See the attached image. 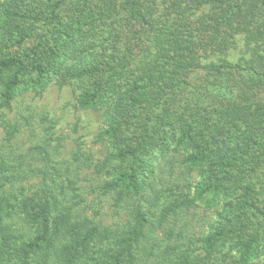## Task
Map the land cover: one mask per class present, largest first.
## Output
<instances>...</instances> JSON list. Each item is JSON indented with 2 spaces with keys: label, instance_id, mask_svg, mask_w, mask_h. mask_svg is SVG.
Instances as JSON below:
<instances>
[{
  "label": "trees",
  "instance_id": "obj_1",
  "mask_svg": "<svg viewBox=\"0 0 264 264\" xmlns=\"http://www.w3.org/2000/svg\"><path fill=\"white\" fill-rule=\"evenodd\" d=\"M165 2L169 9L162 0L0 1L2 106L58 76L73 82L81 108L106 101L111 151L103 194L121 192L114 205L126 202L128 210L112 228L67 189L51 187L47 172L43 189L30 193L0 182V264H32L38 255L41 264H264V104L240 102L237 91L239 81L264 88V0ZM242 34L250 56L229 60ZM141 37L148 45L139 55ZM201 49L217 57L203 87L188 78ZM16 132L9 129L10 140ZM177 151L198 172L195 197L173 198L149 183ZM43 152L55 166L57 151ZM17 158L0 153V171ZM147 186L157 195L159 222L122 198ZM197 201L214 216L194 247L187 228L167 223ZM5 216L22 217L34 228L30 238L10 242ZM219 251L224 257H214Z\"/></svg>",
  "mask_w": 264,
  "mask_h": 264
},
{
  "label": "rangeland",
  "instance_id": "obj_2",
  "mask_svg": "<svg viewBox=\"0 0 264 264\" xmlns=\"http://www.w3.org/2000/svg\"><path fill=\"white\" fill-rule=\"evenodd\" d=\"M162 2L166 9H169L165 0ZM163 13L166 14L167 11L164 9ZM168 14L171 18L175 16L169 10ZM143 40L141 37V42H138L139 55H142L148 45L143 43ZM32 44L33 41H30L23 48ZM249 48L248 38L243 34L239 35L227 58L240 60L249 57ZM200 55V67L191 72L188 78L203 87L206 84V71L215 63L217 57L209 55L204 49L200 50ZM237 89L240 102L264 104L263 87L248 89L239 81ZM247 92L248 95L242 97L243 93L245 95ZM77 98L78 91L75 90L73 82L60 76L52 78L43 89L21 90L11 106H2L0 98V153L6 155L13 151L18 156L0 171V182H4L8 187L10 183L24 186L26 192L30 193L36 189H43L44 173L47 172L49 175L47 182L51 187L56 188V191L67 189L71 200L74 197L73 201H75L77 197L80 207L90 206L89 215L95 216L106 226L118 228L128 217L127 203L125 202L122 207H115V199L121 192L112 191L106 195L103 194L102 188L106 181L111 151L109 140L103 135L102 125L107 102L90 108H81ZM14 127L17 128V132L10 140L9 129ZM44 149L51 153L57 151L59 160L55 166L47 163ZM161 165L162 174L157 170V174L149 178L150 184L153 182L155 187L165 191L161 194L168 193L173 198L181 195L182 198L195 197L198 172L185 161L184 154L178 151L171 153L161 160ZM156 196L154 190L147 186L143 195L128 196L124 193L122 198L128 201L132 211L141 206L150 209V217L159 222L161 218L157 217L158 212L153 207L154 199L157 200ZM213 213V210H208L201 201H197L194 206L183 211L178 222L167 223V228L179 230L187 228L196 247L197 240L207 227L210 218L214 216ZM5 224L6 237L14 244L30 238L34 232V228L31 229L22 217L5 216ZM185 224L186 226L183 227ZM228 250L229 247L223 251L229 254ZM224 252L219 251L214 257L222 258ZM32 264H41L39 255L33 257ZM257 264H263V261L259 260Z\"/></svg>",
  "mask_w": 264,
  "mask_h": 264
}]
</instances>
